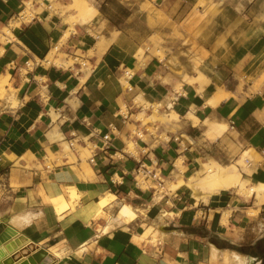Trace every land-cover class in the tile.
<instances>
[{"label": "crops", "instance_id": "crops-1", "mask_svg": "<svg viewBox=\"0 0 264 264\" xmlns=\"http://www.w3.org/2000/svg\"><path fill=\"white\" fill-rule=\"evenodd\" d=\"M93 1L95 18L105 25L101 36L112 41L102 53L96 48L85 57L90 67L83 69L76 62L67 68L43 63L69 29L59 17L35 3L27 20V0H0V75L9 78L12 90L10 101L0 99V232L10 233L3 244L12 247L8 256L36 264H234L233 253H238L262 264L255 250L236 247L246 234L253 238L250 247L264 237V200L258 206L256 194L245 198L231 188L211 195L207 203L195 202L184 184L175 189L183 201L166 202L158 192L136 186L133 176L139 160H153L167 183H177L173 171L182 159L179 175L185 183L199 169V160L236 164L246 152L249 171L239 166L242 178L264 183V0ZM81 27L75 26L62 48L75 59L92 48V36ZM186 39L203 56L202 73L210 81L175 89L176 81L165 82V65L151 49L157 43L169 56ZM140 49L145 50L142 58ZM217 89L228 95L214 104L210 100ZM153 103L174 111L179 118L174 129L143 123L152 116L146 104ZM211 123L223 129L206 135ZM153 126L160 129L159 139L145 133ZM105 135L114 150H103ZM65 143L71 153L64 152ZM69 189L78 198L57 212L53 197L68 199ZM109 195L115 199L103 209L107 219L87 213L90 203ZM123 203L136 210L134 221L115 219L114 209ZM219 208L231 212L227 225L210 218ZM163 212L175 217L162 221ZM12 215L29 221L18 228ZM150 225L153 233L159 231L155 245L152 235L141 239ZM235 230V241L222 237ZM211 243L220 250L215 261Z\"/></svg>", "mask_w": 264, "mask_h": 264}, {"label": "rangeland", "instance_id": "rangeland-1", "mask_svg": "<svg viewBox=\"0 0 264 264\" xmlns=\"http://www.w3.org/2000/svg\"><path fill=\"white\" fill-rule=\"evenodd\" d=\"M80 1L81 0H70L68 3H64L62 0H49V1L48 0H27V2L25 3L26 8H25L23 15L25 16V18L27 20L31 16H33V14L35 13L33 5L36 3V4L41 5V8H42L41 11H44V10L49 11V13L51 15L59 17L63 23H65L66 25L69 26V29L67 31H65V34H64L62 40L57 45H53L52 47L49 48L48 53L46 54V57H45V61L43 62L45 65H48V66L54 65L57 67L67 68L69 66H73L76 62V63L80 64L83 67V69H86V68L88 69L90 67L88 62L84 61L85 57H90L95 53L94 49L97 48V46H95V44L97 41H99V38H97V36H101V34L103 33V31L105 29V25H104V23H100L99 17L95 18L96 14H89L90 12H88L87 8H85V10L83 11V9H81L82 3H80ZM86 1L91 6L94 7L95 2L93 0H86ZM76 25H81L82 30H85L90 36H92V38L90 39V46H92V48H89L87 55L83 54V56H81L84 59L80 57L79 52H78L77 56H79L80 59H75L74 57H76V56H74L73 54H70L68 50L62 49L63 45H65V43L69 37L70 32H74ZM1 42H4L2 38H1ZM187 48H189L191 52H187V54L185 55V56H187L186 61L183 62L182 59H180L178 56L180 54H183L184 51L186 52ZM144 53H145V50L140 49L139 50V57L142 58ZM151 53L153 55L157 56L160 60H162L163 64L165 65L164 67H165V72H166L164 80H165V82H171V79L176 81L175 89H179L181 83H193V82L197 81L196 79H198L200 74L204 75L202 73L203 68L205 66L203 64V61H204L203 56L199 55L196 52V45L193 44L190 41V39H186V41L183 42L182 46L175 49L174 51H171L169 56H167L166 51L157 43H155V48L151 49ZM168 61H170V62H168ZM61 63H63V65H61ZM30 65H32L31 62H30ZM190 67H191V69H190ZM192 70H194V71H192ZM2 78H3V76L0 75V80ZM6 80H7L6 81L7 85H5L3 88L4 90L2 92H0V99L5 100V101L6 100L10 101L12 98V90H11L9 78H6ZM257 89L258 88L255 85L253 87V90H257ZM146 108H151L152 116L149 119H143L144 124L148 123L149 121L153 122V123L158 122V123H161V126H164L165 129H174L177 126L176 122H178V119H179L178 116L172 110L169 112L165 111V109H163V104H160V103L159 104L158 103L146 104ZM66 145H67V147H66ZM63 147H64L63 150L65 153H71L67 143H65ZM80 151H81L82 155L84 156L86 152L83 150H80ZM247 155H248V153H246V155H243V157L240 159L241 161L237 166L238 170H239V166H240L241 169H243L245 171H249L248 164H246L244 161V159ZM200 161H202V160H200ZM178 162H180V161L177 160V162L175 163V166L179 165ZM181 164L182 163H180V169L182 170ZM240 178H242L241 174H240ZM243 181L248 185L250 184V182H248L246 179H243ZM180 182H182V180H180V181L178 180L177 183L168 182L167 186L172 191H174L175 189L179 188L181 185L185 184L184 182H182V184H180ZM143 187L145 188L144 185H143ZM232 189H235V188H232ZM202 191L204 193L201 194L200 197H195V196L192 197L193 201L199 202L200 200H204L205 203H207L208 198L213 194L212 193L209 194L205 190H202ZM157 196L159 198H161L162 195L158 194ZM120 206L116 207L114 209V212L119 210ZM189 206H188V208H189ZM55 209H56V207H55ZM180 209H182V208H180ZM224 210L228 211L229 209L219 208L216 211H212L210 218L220 219V223H221V221L223 222V223H221V225H227V222L225 223V221H224V216H223ZM117 213H118V211L116 212V214ZM230 213L231 212L229 210V215H230ZM253 213H255V212H253ZM116 214L114 215V217L116 216ZM255 214H257V212ZM249 216H252V214H249ZM173 217H175L174 213L168 214L166 212L165 213L163 212V214L160 218L162 221H164L165 219H173ZM260 217L264 220V212H262V215H260ZM107 218H108V216L106 214L105 219H107ZM228 219H229V217H227L226 220L228 221ZM147 221H149V220H147ZM143 227L145 228V226H143ZM148 229H146L145 232L147 230H148L147 232H149V231L151 232L148 234V235H152L150 242L155 245L157 242V236L159 234V231L157 230L156 232L153 233V228L151 227V225ZM225 233L222 234V237H224L226 240L235 241L237 239V236H236L237 230H235L234 234H231V232H229V231L226 234ZM213 237L220 240V238H218L215 235H213ZM252 239L253 238H252L251 234H246V237L244 239L242 246H236L238 251L240 250L239 252H247L248 249L250 248V246H248V244ZM226 240L221 239L222 242L227 243ZM51 253H53V255H55V256H59V252L55 251L54 249L51 250ZM46 256H48V255H46ZM34 264H36V263H34Z\"/></svg>", "mask_w": 264, "mask_h": 264}, {"label": "bare ground", "instance_id": "bare-ground-1", "mask_svg": "<svg viewBox=\"0 0 264 264\" xmlns=\"http://www.w3.org/2000/svg\"><path fill=\"white\" fill-rule=\"evenodd\" d=\"M80 3H82L81 9H83V11L85 10V8H87L88 12H90L89 14H96L95 8L93 6H91L86 0H81ZM5 31L8 32L7 29ZM255 33H256V31H255ZM113 34H114V32H113ZM97 38H99V41L97 43V48L99 50V53H102L108 47V45L112 41V38H106L103 35L97 36ZM2 39L4 42L6 41V38H2ZM186 54H187V52L184 51L183 54H180L178 57L180 59H182V61L184 62V61H186V58H187V56H185ZM168 62H170V61H168ZM190 69H191V67H190ZM192 71H194V70H192ZM6 78H7V76H3V78L0 80V88L2 89V90L0 89V92H2L4 90L3 89L4 86L7 85ZM196 80L201 84V86L204 85L205 83H207L208 81H210L207 77H205L204 75H201V74L198 77V79H196ZM227 95L228 94L225 93L224 90L217 89V92L213 95L211 100L210 99L209 100L211 103L215 104V103L219 102L221 99L225 98ZM189 117L195 119L191 114H189ZM214 128H218L219 130H221V129H223V125L212 124V123L208 124V127L205 130V134L211 135L212 132L214 131ZM53 136L55 137V135H53ZM66 147H67V145H66ZM130 147L128 148V150L132 151V146H130ZM244 155H246V152ZM207 159H208V162H205V161L203 162V161L199 160L200 161L199 169H197V171L193 175H191L190 177H188L185 180V184L187 185V187H189L193 191V196L200 197V195L204 193L202 190H205L209 194L210 193L215 194L221 190L235 188V189H237V191L240 194H243L245 196V198L250 197L252 195V193L256 194V197L259 198V200L257 201V205L260 206V204L264 200L263 196H262V193L264 192V183L263 182L254 183V184L250 183L249 186H247V184L243 181V179L240 178V172H239L238 167H237L241 160H238L236 164L222 165V164L218 163L217 161H215L213 158L207 157ZM178 161H180V162H178L179 165H176V169L173 171V175H174V177H176L180 181L182 179L181 178L182 176H180L181 174L179 175V173L181 172L180 163H182V159H178ZM182 182H180V184H182ZM65 191H63V192H65ZM67 197H68V199L63 198V196H60V195L53 197V205L56 207L57 212H61L65 209H67L70 204L73 205L74 201L78 198V194L74 189H69L67 191ZM114 199H115L114 195H109L108 197L102 198L95 203H90L86 208L87 213L88 214L94 213L96 220L105 219L106 214H105V212H103V209L108 204H110V202ZM249 212L253 213V210H250ZM26 213L28 214V212H26ZM30 215H35V214H30ZM22 216L18 215V216L13 217V215H12L13 218H11L12 220H10L12 225L20 228V227H22L23 223H27L29 221L28 217L25 218V216L24 217H22ZM28 216H29V214H28ZM61 216H62V214H61ZM223 216H224V221L226 223L227 222L226 219H227V217H229V211L224 210ZM137 217H138L137 212L132 207V205L129 203H123V204H121V206L118 210V213L116 214L115 219L119 223L123 224V223H129L131 221H134ZM11 223H9V224L11 225ZM221 223H223V222L221 221ZM107 229L108 228H106V230ZM13 230H15V229H13ZM147 231L144 234H142L141 239L147 240L149 238L148 234L151 232L150 231L147 232ZM10 232L14 233V231H10ZM9 236H10V233H7L6 231H3L0 234V251L3 253L2 256H4L3 260H1L2 258L0 259V264H34L35 262L29 258L16 260L15 256H8V252L10 250L7 249V246H3V244H5V241L9 238ZM2 242H4V243H2ZM210 251H211V257L210 258L215 261L218 257V254L220 253V250L218 249V247L216 245L211 243L210 244ZM40 254L43 255V252H40ZM253 261H254V258L245 257V256L240 255L238 253H233V259H231V262L234 264H253Z\"/></svg>", "mask_w": 264, "mask_h": 264}, {"label": "built area", "instance_id": "built-area-1", "mask_svg": "<svg viewBox=\"0 0 264 264\" xmlns=\"http://www.w3.org/2000/svg\"><path fill=\"white\" fill-rule=\"evenodd\" d=\"M171 107L172 104L167 106L166 109L169 110ZM159 130L160 129L156 126L148 127L145 133L151 139H159ZM135 136L136 138L141 139L143 137L142 131L137 130ZM103 139V150H114L112 138L109 135H105ZM174 139L177 140L178 137H174ZM70 146L73 147L74 143L70 142ZM93 161L94 160L91 159V162ZM133 177L136 186L144 185L145 189L158 192L162 195V198H166V202L172 201L173 199H177L179 202L183 201V197L178 194L177 190L172 191L168 188L166 177H164L161 168L159 167V163L156 161L150 160L149 162H146L139 160Z\"/></svg>", "mask_w": 264, "mask_h": 264}, {"label": "trees", "instance_id": "trees-1", "mask_svg": "<svg viewBox=\"0 0 264 264\" xmlns=\"http://www.w3.org/2000/svg\"><path fill=\"white\" fill-rule=\"evenodd\" d=\"M218 244L221 245V242H218ZM255 250V253L257 256H259L262 259V264H264V237L259 240L254 246L250 247L248 251Z\"/></svg>", "mask_w": 264, "mask_h": 264}, {"label": "water", "instance_id": "water-1", "mask_svg": "<svg viewBox=\"0 0 264 264\" xmlns=\"http://www.w3.org/2000/svg\"><path fill=\"white\" fill-rule=\"evenodd\" d=\"M3 227V224L1 223L0 224V228H2ZM2 232H0V234H1ZM7 246V249H9V250H11V245L9 244V245H6ZM3 253L0 251V256L2 255Z\"/></svg>", "mask_w": 264, "mask_h": 264}]
</instances>
